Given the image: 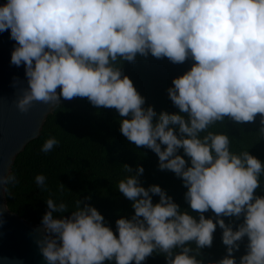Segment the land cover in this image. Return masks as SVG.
Instances as JSON below:
<instances>
[{"label":"clouds","instance_id":"9594fccd","mask_svg":"<svg viewBox=\"0 0 264 264\" xmlns=\"http://www.w3.org/2000/svg\"><path fill=\"white\" fill-rule=\"evenodd\" d=\"M8 30L18 45L10 63L23 65L27 78L16 101L20 113L34 102L56 107L61 97L115 109L126 118L121 134L154 152L160 170L182 179L186 201L200 214L197 220L181 212L159 186L141 187L138 167L135 176L118 182L134 209L130 218L116 220L118 235L83 201L61 218L54 213H67L68 206L46 201L45 235L37 245L47 264H141L156 251L167 264H200L185 245L210 247L217 225L227 246L217 264H236L233 253L244 237L247 254L239 264H264V197L254 196L262 164L247 151L233 152L227 135L210 130L225 117L250 123L257 114L264 125V0H6L0 32ZM149 54L174 64L195 62L167 89L179 114L157 116L143 107L145 99L117 66ZM57 143L49 138L41 150ZM181 149L191 166L177 154ZM124 170L132 171L127 165ZM44 181L36 177L41 187ZM209 209L215 223L203 215ZM221 216H243V223L233 231ZM174 249L180 252L172 258Z\"/></svg>","mask_w":264,"mask_h":264},{"label":"trees","instance_id":"16d2710c","mask_svg":"<svg viewBox=\"0 0 264 264\" xmlns=\"http://www.w3.org/2000/svg\"><path fill=\"white\" fill-rule=\"evenodd\" d=\"M194 63L188 58L184 63L174 64L166 57L157 59L149 54L147 57L137 55L134 62L118 61L117 66L145 99L143 107H152L158 116L161 112L179 114V109L168 97L167 89L173 87V79L189 71ZM122 119L126 118L120 117L115 109L96 108L87 98L74 97L71 102L53 107L42 121L37 137L12 159L2 187L6 210L28 225H37L42 223V217L48 211V199L68 206L67 213H54L56 218L71 214L75 211V201L80 200L94 207L104 217L106 226L118 235L116 220L134 215L132 202L119 192L118 182L127 175L135 176L137 168L142 167L143 173L137 176L141 187L159 186L181 212H187L198 220L200 214L192 210L185 199L187 188L183 186L182 179L170 170H160L159 158L150 149L136 147L129 142L120 132ZM260 121L259 114L250 123H237L225 117L210 130L227 135L233 152L247 151L261 162L264 169V134L260 133L264 125ZM52 137L58 143L51 151L43 152L45 141ZM177 154L186 160L187 166H191L182 149ZM125 165L132 169L130 173L124 170ZM38 175L45 177L43 187L36 182ZM9 177L14 179L5 182ZM259 183L254 196L264 197V170ZM152 202L158 203L159 196L152 195ZM203 215L215 223V214L210 209ZM220 219L226 225L231 223L233 231L243 223V216L239 220L223 216ZM222 236L223 230L217 225L210 247L197 249L195 242L185 246L192 249L189 255L200 264H217L227 255ZM237 243L239 249L233 257L239 264L240 258L247 254V237ZM179 252V249H174L172 258ZM141 264H167V258L156 251Z\"/></svg>","mask_w":264,"mask_h":264},{"label":"water","instance_id":"95a60500","mask_svg":"<svg viewBox=\"0 0 264 264\" xmlns=\"http://www.w3.org/2000/svg\"><path fill=\"white\" fill-rule=\"evenodd\" d=\"M4 3L6 0H0V5ZM16 46L17 42L10 38V30L0 32V264H47L37 245L45 235L43 224L28 225L9 213L2 195L3 181L13 157L37 137L42 121L52 111L39 102H34L27 113L17 110L16 101L27 87V78L23 65L16 67L10 63ZM73 99L61 97L59 104Z\"/></svg>","mask_w":264,"mask_h":264}]
</instances>
